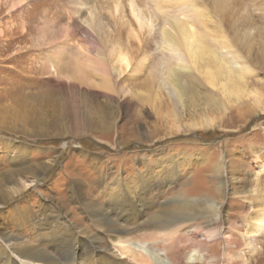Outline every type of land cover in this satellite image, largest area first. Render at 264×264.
Segmentation results:
<instances>
[{
	"label": "rangeland",
	"instance_id": "374dc122",
	"mask_svg": "<svg viewBox=\"0 0 264 264\" xmlns=\"http://www.w3.org/2000/svg\"><path fill=\"white\" fill-rule=\"evenodd\" d=\"M238 3L248 24L245 26L253 29H248L240 42L241 47H248L243 49L249 50L246 55L253 65L244 83L255 89L257 96H244L232 104L228 101L224 112L203 103L194 109L187 104L186 110L182 109V130L167 135L147 107L135 100L122 106L117 95L115 101L105 99V91L100 87L67 79V66L62 68L63 74H56L43 60L45 46L41 50L32 46L44 24L49 31L45 29L47 37L69 34L75 44L92 50L89 37L80 34L81 21L68 16L72 9L69 0H0V225L7 233L16 235L18 240L33 241L36 227L29 220L46 203L57 208L60 216L76 227L82 240L78 249H83L95 235L96 227L81 208V202L96 201L112 211L99 190L102 180L110 185L119 173L132 175L143 168V158L152 163L161 156H173L171 164L177 163V176L161 182L155 180L152 191L147 193L155 201L194 199L187 213L197 217L198 229H191L198 234L194 242L188 241L186 234L179 238L173 255H179L178 264H210L209 261L225 264V252L234 250L224 241L227 219L247 215L245 191L254 174L259 173L258 181L264 187V170L259 171L253 163L254 153L249 148L253 146L264 153V63L260 56L264 52V0H238ZM69 50L72 55L73 43ZM67 83L77 89L67 88ZM214 91L220 99L219 91ZM68 100L72 113L67 107ZM204 113L215 118L214 124L189 128L190 118L199 121ZM39 163L46 168L38 180L26 173H15L24 165ZM227 170L236 178L234 184L229 181ZM218 179L223 182L221 198L216 189ZM71 185L80 191L77 202L69 197ZM230 185L244 191L234 195ZM210 200L219 204L216 223L219 235L204 246L202 253L208 258H203L202 253L192 251V246L203 238L201 234H206L200 228L204 219L201 211L206 210ZM15 206H21L23 214L29 217L27 221L17 217ZM98 237L95 245L102 249L106 241ZM259 242V251H243L244 262L232 259L227 264H264V238Z\"/></svg>",
	"mask_w": 264,
	"mask_h": 264
},
{
	"label": "bare ground",
	"instance_id": "6f19581e",
	"mask_svg": "<svg viewBox=\"0 0 264 264\" xmlns=\"http://www.w3.org/2000/svg\"><path fill=\"white\" fill-rule=\"evenodd\" d=\"M69 2L72 9L68 11V16L81 21L80 34L89 37L92 50L75 44L69 34L47 37L45 31L48 27L44 24L39 27L32 46L39 50L45 46L43 60L56 74H61L62 68L67 66V79L100 87L105 91V99L115 101L117 95L122 99V106L135 100L147 107L155 117L156 124L164 126L167 135L182 130V109L187 104L194 109L203 103L224 112L228 101L232 104L241 101L244 96H257L256 90L244 83L247 74L252 73L253 65L246 55L249 50L244 51L245 45L241 47L240 42L247 30L253 29L245 26L247 22L238 8V0ZM70 43L74 44L72 55L69 52ZM69 54L71 58L68 61ZM260 56L264 63L263 51ZM67 88L77 89V86L67 83ZM214 90L219 91L220 99ZM66 103L71 109L69 100ZM214 122V117L204 113L199 121L192 117L187 124L189 128H207ZM249 148L254 153L253 163L259 171L264 170V153L262 155L253 146ZM172 157L161 156L152 163L143 158V168L132 175L119 173L110 185L102 180L99 190L112 211L109 207L99 206L96 201L81 200V208L96 227L95 235L89 238L83 249H78L82 240L77 235L76 227L61 217L57 208L46 203L29 220L36 227L33 241L18 240L19 237L8 234L5 227L0 225V264L180 263L179 255L174 256L172 252L178 239L186 234V239L194 242L198 234L192 231L198 229L197 217L187 213L194 199L155 201L151 199L153 195L147 194L152 191L151 185L155 180L161 182L167 177L177 176L179 169L177 163L171 164ZM45 168L44 163H39L24 165L14 171L38 180ZM220 171L216 169L217 173ZM230 172L227 170L229 181L233 183L237 180L232 178ZM258 174H254L245 191L247 215L226 221L224 241L234 250L225 252V264L232 259L244 262V250L253 253L260 249L259 241L264 238V187L258 181ZM230 186L234 195L244 191ZM216 189L221 198L224 192L220 179ZM78 196V187L71 185L69 197L77 202ZM15 207L17 217L27 221L29 217L23 214L25 211L21 206ZM201 213L204 219L200 228L206 234H201L203 238L193 243L192 251L198 253H202L204 246L219 235L216 224L220 216L218 201H208L206 210ZM98 236L106 241L102 249L95 245L100 240ZM190 254L195 256V253ZM205 254L202 253V257L208 258Z\"/></svg>",
	"mask_w": 264,
	"mask_h": 264
}]
</instances>
